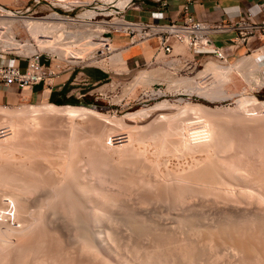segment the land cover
Masks as SVG:
<instances>
[{
    "label": "rangeland",
    "instance_id": "obj_1",
    "mask_svg": "<svg viewBox=\"0 0 264 264\" xmlns=\"http://www.w3.org/2000/svg\"><path fill=\"white\" fill-rule=\"evenodd\" d=\"M116 1L0 0V4H3L7 8L18 9V14H20L18 17H11L15 19L11 23L6 24L3 22L2 24L0 22L2 25H0V30H7L1 39L3 41L14 39L25 45L21 49L3 46L0 43V55L8 59L15 58L22 61L24 55L35 51L41 53V58L45 62H53L56 59L55 54L51 55L54 51L41 47L42 44H39L36 39H47L48 36L32 35L24 24V17H21V15L41 17L57 13L60 19L53 22L60 28L59 32L63 30V32H67L73 36L71 38L83 37L79 40L80 43H83L89 39L85 37L87 33L91 32L96 35V33L100 34L103 31L105 35L111 36L112 42L113 36L121 37L122 33L112 31L111 29L105 31L108 26L101 21L108 20L112 16V14L107 13V10L111 9L112 3ZM90 39L91 41L94 39V42L98 41L94 37ZM79 41H75V43L78 44ZM27 42L28 45H26ZM216 42L219 43L217 40ZM27 46L31 48L29 47L27 50ZM98 46L95 48L92 46L86 56L84 54L82 58H76V65L69 70L74 73V77L79 82L81 81L83 85L87 83L83 89L94 87L98 97L93 98V96H90L89 98V96H86L85 100L81 98V101L74 100L72 102L63 101L54 103L51 100L37 98L35 94L34 97L32 96L33 98L31 96L27 97L28 88L19 90L15 87L9 88L8 96L0 97V129L3 127L6 130L0 134V229H5L3 232H5V235L9 239L12 237L10 239L11 242L9 241L12 244L5 246L6 248L3 247L6 250L0 245V264L2 262V264H12V262L13 264H144L142 261L150 257L155 244L156 246L157 244L159 245L154 247V251H160V246L165 247L161 249V253L165 251L167 248L165 244L168 242V239L161 242L163 237L164 239L166 237L173 239V242L170 239L169 243H172H167V245L173 246V244H179V242L181 243L185 239V244L189 243L192 247L193 245L196 246V237L193 235L197 233L194 234L191 230L188 231V226L186 225L189 219L188 225H192L189 226L191 229V227L194 228L193 224L196 222H198V225L197 223L195 224V226L197 225L196 227L200 225L199 223L214 225L217 222L226 221L225 219L227 218V220L237 224V226H242L241 224L249 222L250 218L254 219L257 215L264 216V209H262L264 208V106L259 107L253 104L254 102H264V85L250 88L243 81L242 77L234 71L232 82L226 85V89L230 90L229 92L233 93L234 96L219 98L214 96L213 92L222 85L219 84L220 77H218L217 72L213 69L211 72L210 70L207 71L208 73L204 72L206 66L210 63L221 67H231L243 57L260 53L264 50V48H261L264 46V39L260 37L250 38L248 45L239 44L227 57V62L222 64L210 57L208 53L193 54L185 46L181 45L175 52L181 54L182 60H179L180 58L172 60L171 58H176L174 55H164L160 52L159 54L155 53L150 59L139 61L133 66L132 61H124L125 63L121 61L126 59V51L129 48L117 52L115 54L117 55V59L110 61L106 57L108 52L100 48L101 45ZM262 53V55L257 56L255 59L264 68V51ZM91 54L96 55L97 59H100L98 61L91 60L87 57ZM101 57L104 58L101 59ZM87 67L98 69L101 73L100 76L94 80L87 73ZM244 68L242 67L240 72L242 70L245 71ZM142 71L148 73L157 72L158 77L149 82V85L143 83H136L135 85V78ZM182 79L190 81L189 84L183 86L181 83ZM214 79L218 81L214 83ZM190 85H195L198 89L193 90L192 87L187 89L186 87L189 88ZM240 88L242 90L238 95L236 92H233ZM245 97L247 99L242 101V98ZM85 101L89 103L82 104ZM46 103L58 106L73 105L87 107L106 114L107 118L68 117L59 113L52 115L53 112L51 114L47 112L42 113V109L34 110L35 112L30 109L33 105H43ZM198 105H201L202 109L209 114L206 115L207 117L201 118L204 120L199 122L200 124L195 122L199 120V114L192 109ZM19 109H26L27 111L13 118L6 114L7 111H19ZM197 118L198 120H195ZM175 145L180 147L178 148ZM46 157L53 164H50L48 160V163H46V160H43ZM216 160L218 161L216 162ZM43 162L51 166L49 167L44 164L47 168L41 169ZM24 168H26L25 172ZM207 168L208 170L210 168L213 169L214 173L205 172ZM223 173L227 174L223 175ZM204 175L205 177H201ZM57 184L59 185L58 189L56 188ZM77 185L78 187L76 188ZM71 186L77 189L75 193L72 190L76 189H72ZM36 187L37 189H35ZM182 187L185 189H182ZM85 188L87 189L85 190ZM54 189L58 190H56L58 194ZM79 189H83V191L81 192ZM11 191L14 193L18 192L19 194H14ZM15 195H18L17 197L20 201L14 202L12 198ZM59 195L60 198H58ZM72 195L80 198L83 197V199L81 198L82 200H80V198L78 199L74 196L78 199V203L75 202V204L72 201L75 199ZM64 197L66 198L64 199ZM67 198L72 200L68 201L66 200ZM104 200L108 201H105L107 204L103 202ZM79 201L82 202L79 204ZM73 203L75 206L71 205ZM198 203L201 204L199 205ZM22 204L24 208H21ZM102 204L105 211L101 207ZM76 205H83L85 207L78 208ZM96 205L101 208L98 209ZM53 208L56 209L52 210ZM95 209L100 210L101 214L104 211L109 215L107 216L103 213V217L106 218L96 223L92 218L93 213L96 211ZM80 210L82 214L78 212ZM20 211L22 212L20 213ZM68 212L69 215L67 214ZM125 212L128 214L127 216ZM256 212L260 213L257 214ZM75 213L79 215L86 214L88 216L84 226L86 232L90 235L91 246L86 245L85 247L83 238L80 235L83 230L81 225L74 223L72 225V218L75 216ZM253 213L256 215L253 216ZM131 214L132 221H137L135 224H138V221L142 224H138L140 226L147 224L143 228V235L140 234L142 227L139 231L140 236H137L138 232L132 234L127 223H125ZM122 215H125L127 219ZM187 215L189 216L188 220ZM227 215L229 216L227 217ZM42 217H45L43 218L44 220ZM175 217L179 218L176 220ZM120 218L123 219L120 220ZM222 219L224 221H221ZM253 222L250 225L253 228H250L249 224L243 226L244 228L248 227L247 229L243 228L245 233L237 227L235 234H232L238 236L239 232L243 233V239H245L243 242L247 241L246 239H249L252 232L256 234L259 231L256 229L255 220ZM180 223L181 225H179ZM182 224L187 227L185 226L186 228H184ZM149 226H153L154 230L156 228L155 231L157 232L153 231ZM144 230H148V233ZM160 233L163 234V236L161 234L162 238L160 237ZM189 233L193 234H191L193 237H190L191 243L189 242ZM16 234L17 236H15ZM29 234L32 236L30 237ZM134 234L136 236H133ZM149 234L151 236L152 234L154 235L151 237ZM155 234H157V237H155ZM169 234L172 236H168ZM234 235H232L233 238ZM242 235L240 236V240L243 237ZM194 237L195 239H192ZM255 237L257 236L255 235ZM260 237L255 238L257 241L253 238L251 239L254 241L249 239L247 244L249 242L251 244L256 242V245H252L259 246L258 244L264 241V234ZM1 238L2 236L0 235V240ZM149 238L155 239L149 240ZM200 238H198V241L201 240V243L198 244V247L194 246L197 250L195 249L193 258H195L197 251L199 253H197L196 261L200 258L203 264H228L231 258L233 259V255L231 257V252L230 250L228 252V249L227 251L224 249V252L227 254H224V252L222 254L223 248L221 249L218 246L216 243L217 239H214L215 246L212 248V243L206 239L202 241L203 238ZM23 239L27 240L28 247H31L30 243L32 245L34 243L33 248L36 249L33 251L30 248V251L21 252L23 255L18 253L20 251L15 250L17 248L15 245L23 242ZM234 239L239 240L238 238ZM159 241L160 243H158ZM198 241L197 243H199ZM201 247H205V249H201ZM146 250L148 251L147 254H145ZM149 250H152L151 254H148L150 253ZM175 250L174 248L172 249L174 255L168 254L170 256L168 257L167 255V259L169 260L171 257V261L177 258L180 264H185L184 260L181 261L177 253L178 250L176 252ZM203 250H205L204 253ZM141 251L144 253L142 254ZM215 251L219 253L217 254ZM156 255L159 256V253ZM177 255L179 257H176ZM21 256L24 259L22 260L23 262L20 260L21 258L19 259ZM160 257L163 256L160 255ZM213 257L218 258L214 259ZM240 258L242 259L243 257L236 256V259L241 260ZM161 260L164 259L161 258ZM161 260H157L158 262L155 263L160 264ZM146 261L144 262L147 263L149 259ZM198 261L200 262V260ZM241 262L245 264L243 263L244 261Z\"/></svg>",
    "mask_w": 264,
    "mask_h": 264
},
{
    "label": "bare ground",
    "instance_id": "obj_2",
    "mask_svg": "<svg viewBox=\"0 0 264 264\" xmlns=\"http://www.w3.org/2000/svg\"><path fill=\"white\" fill-rule=\"evenodd\" d=\"M111 1V0H110ZM124 1L125 0H117L115 3L118 5V6H122V4L124 3ZM5 13H10L9 11H6ZM89 13H90V11H89ZM91 14V13H90ZM20 14H18V13H15V14H3V15H0V22L3 24V22L4 23H11L12 21H14L15 19L14 18H11V17H18ZM81 16V15H80ZM83 16V15H82ZM21 17H24V19H23V22H24V24L26 25V27L28 28V30H29V32L32 34V35H40V36H48V37H50V38H48L47 37V39H40V38H36L37 39V41L39 42V44H42V46L41 47H43V48H48L50 51H54L53 53H51V54H55L58 58H65V59H67V60H74L75 61V59L76 58H82L83 56H84V54H85V56H86V54H88V52L90 51V48H92V46H93V48H95V47H99L98 45H101V47L100 48H103V49H105L107 52H108V55L106 56L107 58H109V60L110 61H113V59L114 60H116L117 59V55H115L117 52H119L120 50H124V49H127V48H129L131 45H132V43H125L124 45H121V46H117V45H114V43L113 42H111L110 40L109 41H107V42H105V41H103L102 40V38L101 37H99L100 35H99V33H96V35L95 34H92L91 32H89V33H87V35L85 36V37H88L89 39L90 38H97L98 39V43L95 41L94 42V39L91 41V39H90V41H89V39L87 40V41H84L83 43H80V41L79 40H81L83 37H77V38H71V37H73V36H71V35H69L67 32H63V30H61L60 32L58 31V30H60V28L58 27V25H56L53 21L54 20H57V19H60V17H59V15L57 14V13H51V15H49V16H41V17H33V16H30V15H21ZM103 23H105L106 25H111V26H114V27H118L119 26V24L121 23L120 22V20H118V19H115V18H113V19H109V20H103ZM1 25V24H0ZM2 26V25H1ZM4 27V26H3ZM5 31H7V30H0V43L3 45V46H10V47H12V48H21L22 49V47L23 46H25L24 44H21V43H19V42H17V41H15L14 39H8V40H4L3 41V39H1V37H3V35L4 34H6L5 33ZM30 34V35H31ZM7 36V35H6ZM5 36V37H6ZM39 36V37H40ZM75 41H79V43L77 44V43H75ZM133 44H135V43H133ZM177 44V43H176ZM26 45H28V42L26 43ZM30 45V44H29ZM179 45H181V44H179ZM30 47V46H29ZM28 46H27V50H28V48H29ZM75 47H77V49H75ZM24 48V47H23ZM26 48V47H25ZM31 48V47H30ZM89 48V49H88ZM261 48H264V46L263 47H261ZM260 48V49H261ZM258 50H259V48H258ZM91 51H92V49H91ZM172 51H173V49H172ZM264 50H262L260 53H258V54H255V55H253V56H246V57H243L242 59H240L235 65H233V66H231V67H221V66H218V65H215V64H212V63H210V64H208L207 66H206V68H205V70H204V72L205 73H208L207 71H209L210 70V72L212 71V69L213 70H215L216 72H217V74H218V77H220V83L219 84H222L220 87H218L214 92H213V95L214 96H217V97H219V98H226V97H231L232 95H234L233 93H230L227 89H226V85L229 83V82H232V74H234V71L235 72H237V74L239 75V76H241L242 77V79H243V81L244 82H246L247 84H248V86L250 87V88H254L255 86H260V85H264V68H262L258 63H257V61H256V57L257 56H259V55H262ZM92 53V52H91ZM112 54V55H111ZM116 56V57H115ZM88 58H90L91 60H95V61H98L99 59H97V57H96V55H88L87 56ZM102 58H104V57H101V59ZM227 61H225V62H223V61H218V63H220V64H222V63H226ZM110 63V62H109ZM242 67H245L244 68V70L245 71H243L242 70V72H240V69L242 68ZM263 69V70H262ZM156 72V71H155ZM157 73V72H156ZM156 73H154V72H152V73H148V72H146V71H142V72H140V73H138L137 74V76H136V78H135V85H136V83H143V84H148L149 82H151L152 80H154V78L155 77H158V74H156ZM217 77V78H218ZM168 79V78H167ZM219 79V78H218ZM163 80V79H162ZM158 81V80H157ZM215 81H218V80H216V79H214V83H215ZM190 82V81H189ZM189 82H188V80H185V79H182L181 80V83H182V85L184 86H187L188 84H189ZM179 84H180V82H179ZM149 85V84H148ZM193 88V90L194 89H198L195 85H190V87L188 88V87H186L187 89H190V88ZM207 88H209V87H207ZM202 90H203V88H201ZM201 89H199V90H201ZM205 89V88H204ZM198 90V91H199ZM192 91V90H191ZM244 99H247V97H245V98H242V101L244 100ZM165 102V101H164ZM252 102H254V101H252ZM166 103V102H165ZM165 103H162V104H165ZM162 104H160V105H162ZM254 105H257V106H259V107H261V106H264V102H254L253 103ZM166 105V104H165ZM190 106V105H189ZM187 108V107H186ZM30 109L32 110V111H34V110H39V109H42L43 110V112L42 113H44V112H47L48 114H51V112H53L52 113V115L54 114V113H59V114H63V115H67L68 117H79V116H83V117H88V118H93V117H98V118H102V119H106L107 118V116H106V114H104V113H102V112H98V111H96V110H93V109H91V108H87V107H82V106H73V105H64V106H58V105H55V104H52V103H46V104H43V105H33V106H31L30 107ZM193 110H195L196 111V113L197 114H199V120H198V118L197 119H195V120H198V121H195V122H201V121H203L204 119H201V118H204V117H207L206 115L208 114L207 113V111H205L204 109H202V107H201V105H198V106H194L193 108H192ZM212 110V109H211ZM210 110V111H211ZM25 111H27L26 109H19V111L18 110H16V111H5L6 112V114L7 115H10L12 118L15 116H20L21 114H24L25 113ZM32 111H30V112H32ZM209 111V110H208ZM35 112V111H34ZM177 112V111H176ZM2 113H4V112H2ZM175 114V113H174ZM209 115V114H208ZM47 117V116H46ZM49 117V116H48ZM53 117V116H52ZM168 117V116H167ZM179 117V116H178ZM211 117V116H210ZM156 119V118H155ZM16 121V120H15ZM3 123V122H2ZM176 124V123H175ZM200 124V123H199ZM9 125V124H8ZM2 126V125H1ZM4 126H6V125H4ZM12 126H13V124H12ZM161 127V126H160ZM172 128V127H171ZM211 129V128H210ZM1 130V132H0V134H2V133H4L6 130H4V128L2 127V129H0ZM215 130V129H214ZM174 131V130H173ZM199 131V130H198ZM197 131V132H198ZM90 132V131H89ZM200 132V131H199ZM36 134V133H35ZM159 134H161V133H159ZM216 134V133H215ZM28 135V134H27ZM153 135H154V133H153ZM1 136V135H0ZM155 136V135H154ZM29 137V136H28ZM37 137V136H36ZM11 138V137H10ZM46 139V138H45ZM3 140V139H2ZM15 140V139H14ZM182 140V139H181ZM179 141V140H178ZM5 142V141H4ZM175 142V141H174ZM192 142V141H191ZM69 143V142H68ZM75 143V142H74ZM210 143V142H209ZM1 144V143H0ZM8 144V143H7ZM159 144V143H158ZM183 144V143H182ZM185 144V143H184ZM211 144V143H210ZM179 145V144H178ZM185 145H187V144H185ZM209 145V144H208ZM213 145V144H212ZM5 146V145H4ZM175 146H177V145H175ZM204 146H206V145H204ZM3 147V146H2ZM1 147V148H2ZM25 147V146H24ZM81 147V146H80ZM178 147V146H177ZM180 147V146H179ZM178 147V148H179ZM189 147V146H188ZM194 147V146H193ZM214 147V146H213ZM34 148V147H33ZM66 148V147H65ZM162 149V148H161ZM197 149V148H196ZM211 149V148H210ZM214 149V148H213ZM213 149H212V152H213ZM28 150H29V148H28ZM164 150V149H163ZM172 150V149H171ZM170 150V151H171ZM179 150V149H178ZM182 150V149H181ZM186 150V149H185ZM195 150V149H194ZM41 151V150H40ZM174 151V150H173ZM201 151V150H200ZM33 152V151H32ZM45 152V151H44ZM230 152V151H229ZM236 152V151H235ZM218 153V152H217ZM32 154V153H31ZM102 154V153H101ZM110 154V153H109ZM228 154V153H227ZM23 155H25V154H23ZM22 155V156H23ZM60 155V154H59ZM100 155V154H99ZM108 155V154H107ZM181 155V154H180ZM32 156V155H31ZM36 156V155H35ZM47 156V155H46ZM61 156V155H60ZM228 156V155H227ZM237 156V155H236ZM33 157V156H32ZM62 157V156H61ZM235 157V156H234ZM34 158V157H33ZM101 158V157H100ZM123 158V157H122ZM121 158V159H122ZM24 159V158H23ZM40 159V158H39ZM53 159V158H52ZM43 160H46V163H50V164H53V163H51L48 159H47V157H46V159L44 158ZM47 160H48V162H47ZM133 160V159H132ZM178 160V159H177ZM207 160V159H206ZM250 160V159H249ZM37 161V160H36ZM211 161V160H210ZM218 160H216V162H217ZM3 162V161H2ZM40 162V161H39ZM42 162V161H41ZM45 162V161H44ZM43 162V167L41 168V169H43L44 167H45V165H48L49 166V164H45ZM224 162V161H223ZM212 163H213V161H212ZM214 163H215V159H214ZM213 163V164H214ZM45 164V165H44ZM96 164V163H95ZM172 164V163H171ZM42 165V164H41ZM56 165V164H55ZM62 165V164H61ZM169 165V164H168ZM51 166V165H50ZM49 166V167H50ZM220 166V165H219ZM218 166V167H219ZM222 166H223V164H222ZM221 166V167H222ZM75 167V166H74ZM194 167V166H193ZM205 167H206V165H205ZM216 167V166H215ZM6 168V167H5ZM45 168H47V166L45 167ZM199 168V167H198ZM4 169V168H3ZM25 169L26 168H24V172H25ZM52 169V168H51ZM57 169V168H56ZM74 169V168H73ZM191 169V168H190ZM200 169V168H199ZM213 169H214V166H213ZM213 169H209L208 170V168H207V171L205 170V172H208V173H214V170ZM50 170V169H49ZM197 170V169H196ZM195 170V171H196ZM217 170V169H216ZM234 170V169H233ZM240 170V169H239ZM242 170V169H241ZM38 171V170H37ZM154 171V170H153ZM218 171V170H217ZM231 171V170H230ZM27 172V171H26ZM32 172V171H31ZM36 172V171H35ZM57 172V171H56ZM193 172H194V169H193ZM130 173V172H129ZM191 173V172H190ZM17 174V173H16ZM34 174V173H33ZM49 174V173H48ZM76 174V173H75ZM199 174V173H198ZM203 174V173H202ZM225 174H227V173H225ZM224 173H223V175H225ZM15 175V174H14ZM32 175V174H31ZM51 175V174H50ZM110 175V174H109ZM139 175V174H138ZM25 176V175H24ZM26 176H28V175H26ZM30 176V175H29ZM39 176V175H38ZM48 176V175H47ZM46 176V178H48ZM210 176V175H209ZM40 177H41V174H40ZM44 177V176H43ZM57 177V176H56ZM71 177V176H70ZM201 177H205V175L204 176H201ZM254 177V176H253ZM30 178V177H29ZM55 178V177H54ZM54 178H52V179H54ZM172 178V177H171ZM209 178V177H208ZM218 178V177H217ZM222 178V177H221ZM202 179H204V178H202ZM224 179V178H223ZM19 180V179H18ZM28 180V179H27ZM26 180V181H27ZM32 180V179H31ZM45 180V179H44ZM49 180H50V178H49ZM59 180H60V178H59ZM79 180V179H78ZM182 180V179H181ZM205 180H206V178H205ZM212 180V179H211ZM214 180V179H213ZM215 180H216V178H215ZM214 180V181H215ZM233 180V179H232ZM25 181V182H26ZM33 181V180H32ZM40 181V180H39ZM46 181H47V179H46ZM52 181V180H51ZM69 181V180H68ZM194 181V180H193ZM204 181V180H203ZM214 181H212V182H214ZM218 181V180H217ZM216 181V183H218ZM36 182V181H35ZM54 182V181H53ZM82 182V181H81ZM192 182V181H191ZM205 182V181H204ZM10 183H12V182H10ZM22 183V182H21ZM39 183V182H38ZM51 183V182H50ZM74 183V182H73ZM85 183V182H84ZM182 183V182H181ZM203 183V182H202ZM223 183V182H222ZM252 183V182H251ZM13 184V183H12ZM70 184V183H69ZM200 184H201V182H200ZM10 185V184H9ZM27 185V184H26ZM58 185V184H57ZM71 185V184H70ZM192 185V184H191ZM213 185H214V183H213ZM23 186V185H22ZM28 186V185H27ZM46 186H47V184H46ZM45 186V187H46ZM51 186V185H50ZM56 186V185H55ZM83 186V185H82ZM88 186V185H87ZM90 186V185H89ZM130 186V185H129ZM155 186V185H154ZM167 186V185H166ZM190 186V185H189ZM211 186V185H210ZM6 187V186H5ZM25 187V186H24ZM30 187V186H29ZM31 187H33V186H31ZM35 187V186H34ZM52 187H54V186H52ZM61 187V186H60ZM66 187V186H65ZM67 187H69V186H67ZM78 187V185L76 186V188ZM79 187H80V185H79ZM86 187V186H85ZM163 187V186H162ZM199 187V186H198ZM204 187V186H203ZM208 187V186H207ZM206 187V188H207ZM215 187V186H214ZM234 187H236V186H234ZM40 188V187H39ZM57 189L59 188V185L56 187ZM71 188L72 189H74L73 188V186H71ZM75 188V189H76ZM88 188V187H87ZM87 188H85V190L87 189ZM192 188V187H191ZM202 188V187H201ZM253 188V187H252ZM30 189V188H29ZM34 189V188H33ZM35 189H37V187L35 188ZM46 189V188H45ZM56 189V190H57ZM70 189V188H69ZM83 189H84V186H83ZM83 189H79V190H81V192L83 191ZM96 189V188H95ZM143 189V188H142ZM182 189H185V188H183L182 187ZM259 189V188H258ZM42 190V189H41ZM55 190V189H54ZM56 190H55V192H56ZM67 190V189H66ZM79 190H78V192H79ZM120 190V189H119ZM171 190H172V188H171ZM170 190V191H171ZM251 190V189H250ZM39 191V190H38ZM37 191V192H38ZM58 191V190H57ZM61 191V190H60ZM64 191V190H63ZM73 191V193H75L76 191H77V189L76 190H72ZM88 191V190H87ZM92 191V190H91ZM172 191H174V190H172ZM4 192V191H3ZM11 192H13V191H11ZM11 192H9V193H11ZM25 192V191H24ZM52 192V191H51ZM54 192V193H55ZM77 192V193H78ZM85 192V191H84ZM182 192V191H181ZM14 193V192H13ZM18 193V192H17ZM17 193H14V194H17ZM31 193H33V192H31ZM35 193V192H34ZM57 194H58V192H56ZM171 193V192H170ZM183 193H185V192H183ZM226 193V192H225ZM230 193V192H229ZM235 193V192H234ZM12 194V193H11ZM10 194V195H11ZM19 194V193H18ZM61 194H64V193H61ZM68 194H70V193H68ZM107 194V193H106ZM175 194V193H174ZM190 194V193H189ZM231 194V193H230ZM229 194V195H230ZM237 194V193H236ZM243 194V193H242ZM256 194V193H255ZM22 195V194H21ZM26 195V194H25ZM48 195V194H47ZM56 195V194H55ZM71 195V194H70ZM144 195V194H143ZM203 195V194H202ZM18 196V195H17ZM16 195H15V197L14 198H12V199H14V202H18V200H19V198L17 197ZM36 196V195H35ZM40 196V195H39ZM69 196V195H68ZM73 196V195H72ZM75 196V195H74ZM73 196V197H74ZM76 196H77V194H76ZM75 196V197H76ZM81 196V195H80ZM116 196V195H115ZM170 196V195H169ZM184 196V195H183ZM193 196V195H192ZM227 196V195H226ZM252 196V195H251ZM254 196H256V195H254ZM9 197V196H8ZM22 197V196H21ZM55 197V196H54ZM73 197H71L72 199H73ZM74 197V198H75ZM185 197V196H184ZM259 197V196H258ZM57 198V197H56ZM55 198V199H56ZM58 198H60V195H59V197ZM63 198V197H62ZM66 197H64V199H65ZM70 198V197H69ZM76 198H80V197H76ZM74 199V200H72V201H74V203L76 202V203H78L77 202V200L78 199ZM82 199H83V197H81ZM80 198V200H82ZM109 198V197H108ZM180 198V197H179ZM230 198V197H229ZM28 199V198H27ZM89 199V198H88ZM110 199V198H109ZM112 199V198H111ZM256 199V198H255ZM1 200V199H0ZM38 200V199H37ZM50 200H51V198H50ZM66 200H70V199H66ZM70 200V201H71ZM76 200V201H75ZM101 200H102V197H101ZM135 200V199H134ZM188 200V199H187ZM20 201V200H19ZM46 201V200H45ZM44 201V202H45ZM89 201V200H88ZM105 201L106 200H104L103 202L105 203ZM112 201H114V200H112ZM203 201V200H202ZM25 202V201H24ZM43 202V203H44ZM53 202V201H52ZM51 202V203H52ZM80 202H82V201H79V204H80ZM101 202V201H100ZM100 202H98V203H100ZM103 202H101V203H103ZM106 202H108V201H106ZM111 202V201H110ZM200 202V201H199ZM262 202V201H261ZM64 203H65V201H64ZM74 203L73 204H71L72 206H75L74 205ZM75 203V204H76ZM183 203V202H182ZM257 203V202H256ZM20 204V203H19ZM46 204V203H45ZM50 204V203H49ZM69 204H70V202H69ZM83 204V203H82ZM105 204H107V203H105ZM104 204V205H105ZM160 204V203H159ZM199 204V203H198ZM201 204V203H200ZM199 204V205H200ZM16 205H17V203H16ZM56 205V204H55ZM71 205H70V207H71ZM84 205V204H83ZM83 205H79V206H77L78 208L79 207H85V206H83ZM87 205V204H86ZM100 205V204H99ZM109 205V204H108ZM261 205V204H260ZM66 206V205H65ZM64 206V207H65ZM92 206V205H91ZM262 206V205H261ZM23 207V204H22V206H21V208ZM27 207H28V205H27ZM63 207V208H64ZM76 207V208H77ZM96 207L98 208V209H100L101 207L104 209V207H103V204H102V206L99 208L97 205H96ZM10 208V207H9ZM20 208V207H19ZM24 208V207H23ZM29 208V207H28ZM60 208V207H59ZM72 208V207H71ZM75 208V207H74ZM95 208V207H94ZM105 208H106V206H105ZM124 208H126V207H124ZM170 208V207H169ZM189 208V207H188ZM196 208V207H195ZM51 209V208H50ZM56 209V208H55ZM54 208L52 209V210H55ZM84 209V208H83ZM85 209H87V208H85ZM192 209V208H191ZM249 209V208H248ZM261 209V208H260ZM262 209H264V208H262ZM20 210V209H19ZM22 210V209H21ZM27 210V209H26ZM34 210V209H33ZM51 210V211H52ZM89 210V209H88ZM96 210V211H95ZM94 211V213H93V216H92V218H93V221L95 220L96 221V223H98V222H100L103 218H106V217H103L104 216V214L103 213H105L104 211H105V209H104V211H103V215L100 213V210L98 211L97 209H95ZM111 210V209H110ZM127 210V209H126ZM176 210V209H175ZM226 210V209H225ZM18 211V210H17ZM25 211V210H24ZM31 211V210H30ZM70 211H72V210H70ZM108 211V210H107ZM130 211V210H129ZM128 211V212H129ZM235 211H236V209H235ZM239 211V210H238ZM260 211H262V210H260ZM264 211V210H263ZM22 211H20V213H21ZM54 212V211H53ZM58 212V211H57ZM78 212H81V210L80 211H78ZM109 212V211H108ZM191 212V211H190ZM227 212V211H226ZM246 212V211H245ZM250 212V211H249ZM27 213V212H26ZM25 213V214H26ZM55 213V212H54ZM59 213V212H58ZM62 213H64L63 211H62ZM72 213H74V212H72ZM183 213H185V212H183ZM192 213V212H191ZM251 213V212H250ZM257 213V212H256ZM258 213H260V212H258ZM257 213V214H258ZM262 213V212H261ZM66 214V213H65ZM68 215H69V212L67 213ZM81 214H82V212H81ZM88 214V213H87ZM106 214V213H105ZM122 214V213H121ZM132 214H133V212H132ZM132 214L130 215V217L127 219V215L128 214H126V212H125V217H126V219H124V220H126L125 221V223H127V226H128V228H130V230L132 231V234L133 233H137V236L139 235L140 236V234H142L143 235V233H142V231H143V228H144V226H146L145 224L143 225V226H140V225H138V224H141L139 221H138V224H135V223H137V221L136 220H133L132 221V219H131V216H132ZM234 214V213H233ZM240 214H241V212H240ZM249 214V213H248ZM20 215V214H19ZM22 215V214H21ZM34 215V214H33ZM77 215V216H76ZM102 215V216H101ZM107 215V214H106ZM105 215V216H106ZM109 215V214H108ZM107 215V216H108ZM190 215V214H189ZM220 215V214H219ZM254 215H256L255 213H253V216ZM8 216V215H7ZM23 216V215H22ZM40 216V215H39ZM38 216V217H39ZM44 216V215H43ZM49 216V215H48ZM54 216V215H53ZM123 216V215H122ZM123 216V217H124ZM188 216V215H187ZM186 216V217H187ZM196 216V215H195ZM229 215H227V217H228ZM46 217V216H45ZM45 217H42V219L43 218H45ZM185 217V218H186ZM238 217V216H237ZM71 218V217H70ZM133 219H134V217H132ZM176 218V217H175ZM174 218V219H175ZM179 218V217H178ZM178 218H176V220L178 219ZM192 218H194V217H192ZM243 218V217H242ZM254 218V217H253ZM40 219V218H39ZM42 219H40V220H42ZM53 219V218H52ZM51 219V220H52ZM65 219V218H64ZM86 219H88V216L85 214V215H79V214H76L75 213V216L72 218V225H73V223L74 224H79V225H81V228L83 229L82 230V232L80 233V235H81V237L83 238V241H84V243H85V247H86V245L88 246V245H90L91 243H90V241H91V238H90V235L88 234V232H86V228H85V222L87 221ZM108 219V218H107ZM123 218H120V220H122ZM180 219H182L181 217H180ZM189 219V216H188V218H187V220ZM198 219V218H197ZM44 220V219H43ZM55 220V219H54ZM54 220H53V222H54ZM56 220H58V219H56ZM124 220H123V222H124ZM185 220V219H184ZM183 220V221H184ZM191 220H193V219H191ZM206 220V219H205ZM208 220V219H207ZM212 220V219H211ZM226 221H224L223 219L221 220V221H224V222H217L216 224H214V225H212V224H210V225H204V224H201V223H199L200 225L198 226V227H196L197 225H198V222H196L197 223V225L195 226V224H193L194 226V228H192L191 227V229H190V227L189 226H192V225H188V223H189V221H190V219H189V221H187L188 223L186 224L187 226H188V231H192V233L194 232V234L195 233H197L198 234V236H197V234L196 235H193L192 233V235L193 236H195L196 237V239H195V237L194 238H192V239H195V240H193V241H195L196 242V246L195 245H193V247L191 246V244H189V243H184V241H185V239L184 240H182L181 241V243H183V244H181L180 242H179V244L177 243V244H173V246L172 245H169V244H171L172 242H173V239H171V238H165L164 239V237H163V239L161 240V242H163V241H165L166 239H168V242H166V244H165V246L167 247L166 249H165V254H163L164 252H162L161 253V249L162 248H165V247H161L160 246V248H157V249H160V251L158 250H155L154 251V247H157L159 244H157V246H156V244L154 245V247H153V252H152V254H151V251L152 250H149V252L150 253H148V254H151L150 255V257H148V259H149V261H148V259H144V261H146L147 263H145L144 261H142L144 264H156L155 262H158L157 260H161V258H163L164 260H161L162 262H160V264H180L178 261H177V258H175L176 259V261H175V259H173V260H171L170 261V259H171V257H170V259L168 260L167 258L171 255V256H173L174 255V251L172 252V249L174 248V249H176L175 250V252L177 251V253H178V255L180 256V258H181V261L182 260H184V262H185V264H196L197 262H199L198 260H200V262L202 261L200 258H198L197 259V261H196V257H197V253H198V251H197V253L195 254L196 256H195V258H193L194 256V253H195V249L197 250V248H195V247H198V244H200L201 242V240H199L198 241V238L199 237H201L200 239H202V241L204 240V239H206L208 242H210V243H212V248H214V246H215V240L217 239V241H216V243L218 244V246L223 250L222 251V254H223V252L225 251L224 249H226V251H227V249H228V252H229V250H230V255H231V257H232V255H233V259L231 258V260L229 261V263L228 264H242V262L241 261H244L243 263H245V264H264V241H261L260 242V244H258L259 246H254V245H252V244H255V243H252L251 244V242H249L248 244H247V241H249V239L252 241L253 239L254 240H256L255 238H257L258 236L260 237H262V235L264 234H261L262 232H264V216H259V215H257L254 219H251L250 218V221L249 222H247V223H243V224H241L242 226H240V225H238L237 226V224H235V223H232V222H230L229 220H227V218L225 219ZM230 220H231V218H230ZM243 220V219H242ZM255 220V225H256V229L257 230H259V231H257L256 232V234L254 233V232H252V234H251V236L249 237V239H246L247 241H245V242H243L245 239H243L244 238V234L243 233H245L244 232V229H247L246 227L244 228L243 226H245V224H249L248 226H250V225H252V223H254L253 221ZM59 221V220H58ZM57 221V222H58ZM68 221V220H67ZM98 221V222H97ZM134 221H136V222H134ZM145 221V220H144ZM144 221H143V223H144ZM181 221V220H180ZM182 221V222H183ZM217 221V220H216ZM238 221V220H237ZM60 222V221H59ZM62 222V221H61ZM191 222H194V221H191ZM210 222V221H209ZM235 222V221H234ZM240 222H241V220H240ZM51 224H52V222H50ZM67 223V222H66ZM68 223L69 224H71V222L70 221H68ZM67 223V224H68ZM207 223H208V221H207ZM55 224V223H54ZM68 224V225H69ZM178 224V223H177ZM185 224V223H184ZM190 224H192V223H190ZM209 224V223H208ZM4 225V224H3ZM8 225V224H7ZM142 225V224H141ZM150 225V224H149ZM179 225H181V223L179 224ZM183 225V224H182ZM185 225V226H186ZM254 225V224H253ZM62 226V225H61ZM78 226V225H77ZM184 226V225H183ZM184 226V228H186ZM52 227H53V225H52ZM140 227V228H139ZM141 227H142V230H141ZM150 227V226H149ZM153 226H151L150 228H152ZM154 227H156V226H154ZM181 228H182V226H180ZM237 227L239 228V229H241L242 231H243V233H240L239 232V234H238V236H235L234 234H235V230L237 229ZM252 226H250V228H251ZM60 228V227H59ZM244 228V229H243ZM249 228V229H250ZM253 228V227H252ZM254 228H255V226H254ZM153 229V228H152ZM3 230H5L4 228H3ZM3 230L2 229H0V235L2 236V238H1V247L3 248V247H5V246H10L12 243H10L11 242V238L9 239V237L7 236V235H5V232H3ZM54 230V229H53ZM141 230V231H140ZM155 230H156V228H155ZM154 229H153V231H155ZM255 230V229H254ZM139 231L141 232L140 234H139ZM144 231H148V230H144ZM152 231V230H151ZM186 231V230H185ZM262 231V232H261ZM45 232V231H44ZM155 232H157V231H155ZM158 232H160V231H158ZM167 232V231H166ZM171 232V231H170ZM247 232V231H246ZM35 233V232H34ZM41 233V232H40ZM42 233H43V231H42ZM48 233V232H47ZM56 233V232H55ZM94 233V232H93ZM148 233V232H147ZM146 233V234H147ZM150 233V232H149ZM152 233V232H151ZM187 233V232H186ZM232 233H234V234H232ZM238 233V232H237ZM236 233V234H237ZM254 233V234H253ZM20 234V233H19ZM113 234V233H112ZM158 234V233H157ZM157 234H155V237H157L156 235ZM161 234L162 233H160V237H161ZM166 234V233H165ZM190 234V233H189ZM188 235V237H189V242L191 241V236L192 235ZM243 234V235H242ZM249 234V235H250ZM30 235V234H29ZM42 235V234H41ZM44 235V234H43ZM150 236H151V234H149ZM154 234H152V236H153ZM171 234H169L168 236H170ZM232 235H234V238H238L239 240H237V239H234L233 237H232ZM243 236V237H241L242 239L240 240V236ZM248 235V236H249ZM255 235L257 236V237H255ZM15 236H17V234L15 235ZM25 236V235H24ZM32 235H30V237H31ZM35 236H36V234H35ZM95 236V235H94ZM133 236H136L135 234L133 235ZM144 236H147V235H144ZM149 236V237H150ZM151 236V237H152ZM162 236H163V234H162ZM164 236H166V235H164ZM172 236V235H171ZM192 236V237H193ZM19 237V236H18ZM22 237V236H21ZM21 237L19 238L20 239V241H21ZM110 237H112V236H110ZM160 237H158V238H160ZM187 237V236H186ZM198 237V238H197ZM255 237V238H254ZM260 237V238H261ZM23 238V237H22ZM104 238V237H103ZM109 238V237H108ZM158 238H156L157 240H158ZM162 238V237H161ZM246 238V237H245ZM248 238V237H247ZM251 238H253V239H251ZM260 238H258V239H260ZM50 239V238H49ZM95 239V238H94ZM116 239V238H115ZM148 239V238H147ZM152 239H155V238H152ZM152 239H150L149 238V240H152ZM172 240V242H170L169 243V240ZM179 239V238H178ZM177 239V240H178ZM215 239V240H214ZM24 240V239H23ZM22 240V241H23ZM37 240V239H36ZM102 240V239H101ZM128 240V239H127ZM175 240V239H174ZM180 240V239H179ZM213 240H214V243H213ZM253 240V241H254ZM262 240H263V238H262ZM10 241V242H9ZM25 241V240H24ZM20 242V243H18L19 244V246H18V244L17 245H15V247L17 246V248L15 249L16 251H20V252H18V253H21V252H25V251H30L31 249L30 248H32V250L34 251L36 248H33V245H34V243H33V245L30 243V246L31 247H28L29 246V244L27 243V240L25 241V242ZM95 241H97V240H95ZM167 241V240H166ZM187 241V240H186ZM193 241H192V243H193ZM197 241L199 242V243H197ZM206 241V242H207ZM257 241V240H256ZM100 242V241H99ZM194 242V243H195ZM10 243V244H9ZM50 243V242H49ZM150 243H152V242H150ZM157 243V242H156ZM158 243H160V241L158 242ZM167 243H169L168 245H167ZM174 243H175V241H174ZM191 243V242H190ZM210 243H207V244H210ZM257 243H259V242H257ZM262 243V244H261ZM6 244H9V245H6ZM15 244H16V242H15ZM25 244V245H24ZM55 244V243H54ZM57 244V243H56ZM203 244V243H202ZM40 245V244H39ZM38 245V246H39ZM58 245V244H57ZM94 245V244H93ZM92 245V246H93ZM162 245V244H161ZM205 245V244H204ZM256 245V244H255ZM14 246V245H13ZM91 246V245H90ZM100 246V245H99ZM175 246V247H174ZM195 246V247H194ZM138 247V246H137ZM173 247V248H172ZM210 247V246H209ZM208 247V248H209ZM218 247V248H219ZM1 248V249H2ZM6 248V247H5ZM5 248H3L4 250H6ZM54 248V247H53ZM115 248V247H114ZM134 248V247H133ZM199 248H200V246H199ZM59 249V248H58ZM84 249V248H83ZM86 249V248H85ZM91 249V248H90ZM142 249V248H141ZM146 249V248H145ZM144 249V250H145ZM148 249V248H147ZM150 249H152V248H150ZM194 249V250H193ZM201 249H205V247H201ZM71 250V249H70ZM164 250V249H163ZM86 251V250H85ZM91 251V250H90ZM210 252H211V250H209ZM214 251V250H213ZM213 251H212V254H213ZM220 251V250H219ZM32 252V251H31ZM42 252V251H41ZM44 252V251H43ZM82 252V251H81ZM147 250H146V252H145V254H147ZM158 254L159 253V256H157L156 254ZM172 252V253H171ZM200 252H202V251H200ZM205 252V250H203V253ZM210 252H209V254H210ZM215 252H217V254L219 253L218 251H215ZM11 253V252H10ZM61 253H62V251H61ZM141 253H142V251H141ZM144 253V252H143ZM142 253V254H143ZM176 253V254H177ZM203 253H201V254H203ZM226 252H224V254H225ZM3 254V253H2ZM7 254V253H6ZM69 254V253H68ZM84 254V253H83ZM139 254V253H138ZM168 254H170V255H168ZM199 254V253H198ZM200 254V255H201ZM221 254V255H222ZM227 254V253H226ZM16 255V254H15ZM21 255H23L22 253H21ZM88 255V254H87ZM136 255V254H135ZM160 255H162L163 257H160ZM167 255H168V257H167ZM176 256V257H179V256ZM199 255V256H200ZM206 255V254H205ZM220 255V254H219ZM229 255V254H228ZM227 255V256H228ZM18 256H19V254H18ZM18 256H16V257H18ZM39 256H40V254H39ZM89 256V255H88ZM147 256H149V255H147ZM152 256V257H151ZM218 256V255H217ZM223 256V255H222ZM236 256L238 257V256H241V257H243L241 260H238V259H236ZM3 257V256H2ZM46 257V256H45ZM144 257H145V255H144ZM160 259H159V258ZM230 257V256H229ZM15 258V257H14ZM21 258V259H20ZM75 258V257H74ZM90 258V257H89ZM180 258H178V259H180ZM214 258V257H213ZM215 258H218V257H215ZM214 258V259H215ZM17 259V258H16ZM19 259L22 261V260H24V259H22V256L21 257H19ZM43 259V258H42ZM70 259H72V258H70ZM238 261H236V260ZM228 260V259H227ZM9 261V260H8ZM17 261V260H16ZM16 261H14V262H16ZM47 261V260H46ZM79 261V260H78ZM170 261V262H169ZM213 261V260H212ZM12 262V261H11ZM23 262V261H22ZM38 262V261H37ZM65 262V261H64ZM175 262V263H174ZM197 263V264H203V262H201V263ZM236 262V263H235ZM241 262V263H240ZM3 263V262H2ZM1 263V264H2ZM18 263V262H17ZM20 263V262H19ZM39 263H40V261H39ZM70 263H72V262H70ZM210 263H211V261H210ZM10 264V263H9ZM12 264H13V262H12ZM16 264V263H15ZM23 264V263H22ZM37 264V263H36ZM48 264V263H47ZM65 264V263H64ZM83 264V263H82ZM87 264V263H86ZM140 264V263H139ZM158 264V263H157Z\"/></svg>",
    "mask_w": 264,
    "mask_h": 264
},
{
    "label": "built area",
    "instance_id": "obj_3",
    "mask_svg": "<svg viewBox=\"0 0 264 264\" xmlns=\"http://www.w3.org/2000/svg\"><path fill=\"white\" fill-rule=\"evenodd\" d=\"M142 1L125 0L122 6L112 3L111 9L107 10L108 14H112L109 19L115 18L121 23L118 27L107 25L108 28L105 31L111 29L121 32L125 35L127 43L132 44L154 37L157 40V50L164 55H174L177 59L180 58L179 60H182L181 54L172 51L173 43L185 46L192 53H208L215 60L225 62L232 50L239 44L248 45L250 38L260 37L264 39V15L258 21L251 19L249 15L217 20L198 19L188 11L191 0H185L182 3L181 15L178 18H169L160 22L126 18L124 9L131 7L136 10ZM254 4L258 10H264V0L254 2ZM6 11L10 13H5ZM18 12V9L7 8L0 4V15H11ZM101 22L103 23V20ZM225 33L231 34L226 37V41L222 44L217 43L212 36ZM99 35L103 41H111V36L105 35L103 31ZM223 45L229 47L228 52H225ZM74 65H76V61L58 58L57 56L53 62H45L41 58V53L35 51L24 55L22 61L15 58L5 62L0 61V89L15 87L22 90L37 82L50 85L60 72L69 71Z\"/></svg>",
    "mask_w": 264,
    "mask_h": 264
},
{
    "label": "crops",
    "instance_id": "obj_4",
    "mask_svg": "<svg viewBox=\"0 0 264 264\" xmlns=\"http://www.w3.org/2000/svg\"><path fill=\"white\" fill-rule=\"evenodd\" d=\"M184 1L185 0H143L140 2L139 7L136 10H133L131 7L125 8L124 15L128 19H139L153 22H160L169 18H178L181 15V5ZM258 1L260 0H191L188 11L198 19L217 20L225 19L227 17L237 18L241 15H249L251 19L258 21L264 15V10H258L256 4H254V2L257 3ZM230 34L231 33L213 35V38L219 41V44H222ZM125 39L126 37L123 34L121 37L113 36L112 42L114 45L120 46L125 44ZM172 46L173 52L176 53L175 50H178V47L181 45L173 43ZM223 46L225 52H228L229 47L226 45ZM150 50L152 51L151 53ZM160 52L161 51L157 50L156 38L152 37L145 41L132 44L126 51V59L121 61H132L133 66H135L139 61L150 59L155 53L159 54ZM7 59L8 58L5 56L0 55V61L5 62L9 60ZM171 59L177 60V58ZM86 71L94 80L101 74L96 68L87 67ZM73 74L72 71L60 72L50 85L42 84L41 82H38L37 84L34 83L28 88L29 91L26 96L34 97L35 94L37 98L51 100V102L54 103L63 101L72 102L74 100L81 101L82 99L85 100L86 96H89V98L90 96H93V98L98 97L94 87L83 89L84 85L87 83H84L83 85ZM8 90L9 89H0V97L8 96ZM241 90L242 88L233 92H236L238 95Z\"/></svg>",
    "mask_w": 264,
    "mask_h": 264
},
{
    "label": "trees",
    "instance_id": "obj_5",
    "mask_svg": "<svg viewBox=\"0 0 264 264\" xmlns=\"http://www.w3.org/2000/svg\"><path fill=\"white\" fill-rule=\"evenodd\" d=\"M88 103H89L88 101H85V103L82 102V104H84V105H85V104H88ZM90 104H91V103H90Z\"/></svg>",
    "mask_w": 264,
    "mask_h": 264
}]
</instances>
